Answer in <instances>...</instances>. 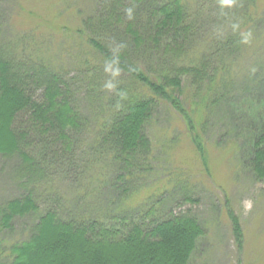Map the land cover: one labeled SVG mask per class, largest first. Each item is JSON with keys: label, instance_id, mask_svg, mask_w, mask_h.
Returning <instances> with one entry per match:
<instances>
[{"label": "trees", "instance_id": "obj_1", "mask_svg": "<svg viewBox=\"0 0 264 264\" xmlns=\"http://www.w3.org/2000/svg\"><path fill=\"white\" fill-rule=\"evenodd\" d=\"M148 1L147 4L146 0H96L95 11L87 18L90 22L88 27L97 34L111 29L114 36L109 34V39L103 37L104 42L91 35L79 38L82 49L95 50L96 56L93 60L80 62V72L76 77L64 76L50 63L32 54L28 58H15L0 50L3 55L0 54L1 155L17 156L32 162L33 157L24 149V144L32 132L39 130L46 134L39 142L44 145L39 153L45 157L47 148H52L56 150V158H67L64 152L72 149V138L83 127L74 101L71 102L75 99V89L69 91V87L77 80L87 83L99 78L95 60L100 55L119 68L120 73L132 83L148 89L143 92L123 85L113 99L107 97L106 100L105 92L94 88L93 84L86 92V102L97 99L103 108L109 103L103 113L98 109L103 116L96 111L100 118L91 146L95 153L102 154L120 169L117 178L137 179L140 165L146 166L144 152L149 150L146 129L156 104L150 91L165 97L182 115L192 142L206 162L205 138L201 132L206 124L207 108L218 105L223 97L229 96L228 84L239 85L226 74L236 67L235 60L240 55L236 56L246 45L240 43V32H257L258 19L264 15L257 10L261 0H237L234 8L223 11L218 0ZM129 7L134 9L133 19L126 15ZM209 20L213 21L209 23ZM234 23L240 25L235 32L232 29ZM210 25L213 28L208 31L206 28ZM83 30H78V33L86 35ZM162 41L166 45L171 43L169 51L165 47L158 48ZM168 52L177 56L187 55V62L171 76L165 66L155 64L156 70L150 75L136 64L137 60L143 65L142 58L146 56L168 55ZM92 64L93 70L90 69ZM15 71L23 73L20 80L13 77ZM254 77L251 80L253 89L257 88L259 96L263 97L243 112L250 117L247 130L252 144L245 163L259 179L264 180V73L257 74L256 79ZM185 81L197 89L195 94L199 102L196 108L190 109L180 98ZM104 82L106 84L107 80ZM20 117L29 118L26 129L20 130L16 126V123L22 125L17 122ZM109 171L116 173L112 166ZM130 194L134 195L122 193L121 199ZM179 194L185 200H191L190 193ZM36 209L30 195L0 206V264H191L199 242L206 234L202 222L193 215L171 213L162 220L145 225L132 220L128 222V234L121 236V229L108 223L109 220L63 219L56 212L48 211L40 215L30 237L8 243L4 233L13 230L14 220ZM155 209L152 202L150 211L144 216L154 214ZM228 214L240 250L244 230L238 216L232 210Z\"/></svg>", "mask_w": 264, "mask_h": 264}, {"label": "rangeland", "instance_id": "obj_2", "mask_svg": "<svg viewBox=\"0 0 264 264\" xmlns=\"http://www.w3.org/2000/svg\"><path fill=\"white\" fill-rule=\"evenodd\" d=\"M95 2L0 0V50L15 58H28L32 54L50 63L64 76L76 77L80 72V62L93 60L96 56L95 50L82 49L79 38L91 35L104 42L103 37L109 39V34L114 36L111 29L97 34L88 27L90 22L87 18L95 11ZM208 7L209 4L206 5ZM257 7L264 14V0ZM122 25L120 23V27ZM212 28L210 25L206 29L210 31ZM78 30L87 34H80ZM255 31L251 42L244 45L242 53L236 56L240 55L235 60L236 67L226 74L239 85L228 84L229 96L223 97L218 105L207 108L206 124L201 132L205 138L206 162L192 142L182 115L169 100L150 91L156 104L146 129L149 140V150L144 152L146 166L140 165L137 179L117 178L120 169L92 150L91 139L98 131L100 118L96 111L103 116L109 103L103 108L97 99L86 102L85 97L91 84L105 92V100L107 97L113 99L123 85L143 92L148 89L132 83L120 71L113 77L105 69L110 66L115 70L114 64L97 56L95 62L99 78L87 83L77 80L69 87V91L75 89V99L71 102L74 101L83 127L77 130L78 135L71 136L74 145L70 151L64 152L67 158H56V150L47 147L45 157L39 153L44 146L39 142H42V136H46L39 130L32 132L24 144V149L33 157L32 162L0 154V206L29 195L37 205L31 214L16 218L13 230L4 233L8 243L30 237L40 215L48 211L56 212L63 219L109 220L108 223L121 229V236L128 234L129 221L145 225L173 213L193 215L205 228V238L199 242L191 264H264V180L259 179L245 163L252 144L247 130L250 117L243 114L263 97L259 96L257 88L253 89L251 80L254 75L256 79L257 74L264 73V15L258 19ZM170 45V42L166 45L162 41L158 48L165 47L169 51ZM186 56L168 52V55L146 56L142 58L143 65L137 60L136 64L150 75L156 70L155 64L165 66L171 76L187 62ZM22 74L15 71L13 77L20 80ZM105 79L115 87L111 90L105 88ZM196 91L188 81L181 86L180 98L190 109L196 108L199 102ZM56 100L59 102V98ZM17 122L22 124L16 123L20 130L29 126V118L20 117ZM111 166L115 174L109 171ZM136 173L137 170L135 176ZM122 193L134 195H125V199H121ZM135 193L139 194L136 196ZM179 193H190L191 200H185ZM152 202L156 206L154 214L144 216L150 211ZM230 210L238 216L244 230L240 250L234 238L228 214Z\"/></svg>", "mask_w": 264, "mask_h": 264}, {"label": "clouds", "instance_id": "obj_3", "mask_svg": "<svg viewBox=\"0 0 264 264\" xmlns=\"http://www.w3.org/2000/svg\"><path fill=\"white\" fill-rule=\"evenodd\" d=\"M236 3H237V0H218L219 7L221 8L222 11L224 9L234 8ZM126 15H127L128 19H133L134 9L131 7L127 8L126 9ZM239 28H240L239 23H234L232 25V29L234 32L238 31ZM240 36H241L240 43L249 44L251 42V36H252L251 32H240ZM105 70L110 71L112 73L113 77H115L119 74V68L112 70V68L110 66H108V67H106ZM104 87L111 90L115 87V85L111 81H109L108 83H106L104 85Z\"/></svg>", "mask_w": 264, "mask_h": 264}]
</instances>
